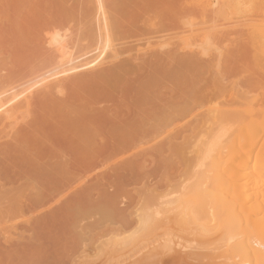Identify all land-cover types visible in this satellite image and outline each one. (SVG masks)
Returning a JSON list of instances; mask_svg holds the SVG:
<instances>
[{
  "label": "bare ground",
  "instance_id": "obj_1",
  "mask_svg": "<svg viewBox=\"0 0 264 264\" xmlns=\"http://www.w3.org/2000/svg\"><path fill=\"white\" fill-rule=\"evenodd\" d=\"M78 1L0 0L8 33L72 32L0 95V264H264V0Z\"/></svg>",
  "mask_w": 264,
  "mask_h": 264
},
{
  "label": "rangeland",
  "instance_id": "obj_2",
  "mask_svg": "<svg viewBox=\"0 0 264 264\" xmlns=\"http://www.w3.org/2000/svg\"><path fill=\"white\" fill-rule=\"evenodd\" d=\"M45 1V0H44ZM46 1H48V0H46ZM74 1V2H73ZM71 0V2L67 5V7H70V8H77L78 9V6L79 5H76L77 3L79 4V1L78 0ZM76 1V2H75ZM190 1H191V3H190ZM199 1V2H198ZM203 1H205V0H197V3H200V2H203ZM43 2V1H42ZM57 2H58V0H57ZM72 2L74 3V4H72ZM186 2V3H185ZM185 3V5H183L182 7H181V5L182 4H184ZM72 4V5H71ZM196 5V1L195 0H120V12L122 13V16H123V20H125V21H127L128 20V18L130 19V18H132V16H133V19H130V20H132V21H135L134 20V18L136 17V15H139V17L141 18H139L138 16V18L136 17V21H138V22H140L141 24L144 22V21H146L147 19H149V18H152V16H153V18H160L161 20H163V19H166L167 17H169V15L172 13V11H174L173 9H175V11H176V9H179L180 7H181V11H180V9L179 10H177V11H180V12H184L183 10H185L186 12H192V10H194L195 9V5ZM70 5V6H69ZM190 5H192V7L190 6ZM185 6H187V7H185ZM65 7V6H64ZM183 7H185V9L183 8ZM58 11L62 8V7H60V4H58ZM56 7L54 8H52L51 10H55V9H57ZM189 8V9H188ZM49 11V12H51V14L52 13H55V12H53V11ZM188 10V11H187ZM191 10V11H190ZM56 11V10H55ZM57 11V12H58ZM143 11H145V12H143ZM171 11V12H170ZM49 12H46V13H49ZM141 12H142V15H140L141 14ZM45 13V12H44ZM138 13V14H137ZM144 13V14H143ZM149 13H152V14H150V16H146L147 14L149 15ZM136 14V15H135ZM132 15V16H131ZM157 15V16H156ZM143 16V17H142ZM144 18V19H143ZM121 19H122V17H121ZM127 19V20H126ZM139 19V20H138ZM130 20H128V22H130ZM141 20V21H140ZM26 25V24H25ZM43 26H49V27H43ZM25 27V26H24ZM26 27H27V25H26ZM25 27V28H26ZM67 27V26H66ZM66 27H64V28H66ZM25 28H20V29H22V31L19 29V32H17L16 33V35L12 32V33H8L9 31H10V29H12V27L11 28H8V27H3V26H1V28H0V40H1V42H0V85L2 86V87H0V89L1 88H3V86H4V88H3V92L0 90V95L1 94H3L4 92H5V89H6V87H7V89L6 90H8L9 89V87L8 86H10L13 82L16 84H20V81H21V83L23 82V80L25 79V77L27 78L28 77V74L26 75L25 73H29V68H30V71H32L31 70V67H33V70H34V66H36L37 64H39L38 65V67L40 66H44L45 67V63H41V61L43 60V58H42V60L41 61H39L38 60V62L39 63H37L36 64V62H35V60L33 59V57H34V55H36L34 58H37V56H39V55H41V54H43V51H40L37 47L35 48L34 47V45L36 46V45H38V46H40V47H49V46H51L50 44L52 43V41L53 40H55V38H60V37H62V36H70L71 35V33H70V30L69 29H67V28H71V27H67L66 28V30H64V28H63V25H61V26H59V27H54V26H50V25H48V23L46 22V23H44L43 25H42V27H37V28H34V29H32L31 27H30V29H27V28H29V27H27L26 29ZM2 29V30H1ZM5 29V30H4ZM4 30V31H3ZM13 30H15V29H13ZM62 30H64L63 32H62ZM17 31H18V28H17ZM2 32H4V33H2ZM67 32V34H65ZM69 32V33H68ZM20 34V37L18 36L19 34ZM25 33H26V36H25ZM61 33V34H60ZM5 34H6V36H5ZM22 34H23V36H25V38L24 37H22ZM28 34V35H27ZM57 34H59L60 36L58 37L57 36ZM63 34H65V35H63ZM70 34V35H69ZM62 35V36H61ZM12 36V37H11ZM23 39H22V38ZM12 38V39H11ZM18 38V39H17ZM20 38V39H19ZM22 39V40H21ZM30 39V40H29ZM25 40V41H24ZM22 41V42H21ZM28 41V42H27ZM30 41V42H29ZM21 42V43H20ZM18 43V44H17ZM30 43H32V44H30ZM23 46H22V45ZM29 47H30V49H29ZM33 47V48H32ZM34 49H35V51H34ZM28 50V51H27ZM33 50V51H32ZM45 57V56H44ZM1 59H2V61H1ZM33 60V62H35V65H34V63H32V60ZM31 62V63H30ZM1 64H3V65H1ZM30 64V65H29ZM33 64V65H32ZM47 65H48V63H46ZM46 65V70L43 68V70H42V68H38V71L36 70L37 69V67H36V71L38 72H35V70L31 73L32 74V78H27L28 80H31V79H33V81H34V79L36 80V79H39V78H41V72H42V74H43V76H46V74L45 73H47L48 71H50V73L53 71V68L54 67H50L51 68V70L50 69H47V67H49V65L47 66ZM29 66V68L27 69V67ZM26 70H28V71H26ZM26 71V72H25ZM36 74H35V73ZM33 73L37 76H35V78H33L34 76H33ZM49 73V72H48ZM47 73V75H49ZM31 74H29V77H31L30 75ZM38 74V75H37ZM40 75V76H39ZM24 79H23V78ZM23 80H22V79ZM19 79H21L20 81H19ZM3 80V81H2ZM10 81H12V83L10 82ZM16 81V82H15ZM25 81H27L26 79L24 80V82ZM3 82H5L4 84H6V82H7V86H5L4 84H2ZM10 82V83H9ZM30 82V81H29ZM32 83V82H31ZM9 84V85H8ZM14 84V85H15ZM15 86H17V85H15ZM10 87H12V85L10 86ZM26 105V104H25ZM24 105V106H25ZM34 107L35 106H32V107H30V108H32V109H34ZM16 109L17 110H20V107L19 106H17L16 107ZM23 110V109H22ZM19 113H21V110L19 111ZM20 116L21 115H19V118H20ZM18 117V116H17ZM22 182H24V181H21V183ZM125 202H127V201H125ZM122 206H124V205H122ZM124 207H127L126 205L124 206ZM123 207V208H124ZM130 211H131V209H130ZM7 212V213H6ZM9 215V213H8V210H6V207L5 206H3V207H1L0 206V222H4L5 220H7L8 219V216H6V215ZM12 215V214H11ZM13 216V215H12ZM95 239H97V237L96 238H94V240ZM90 243V244H89ZM89 243H87L88 245V247L90 248V249H92V248H94V246H96V245H94V241H92V242H89ZM56 244V243H55ZM53 245V247L51 246V248H52V250L53 251H57L58 253H59V251L58 250H60L61 252H63V250H64V248L62 247L63 245V243H61L59 246L60 247H62V248H58L59 246H57V245ZM50 246L49 247H47V248H50ZM57 246V247H56ZM55 247V248H54ZM45 250V248L42 250V251H44ZM51 250V249H50ZM45 253H46V251H44ZM43 252V253H44ZM44 253V254H45ZM67 253V251H65V252H63V255L64 254H66ZM48 254V253H47ZM62 254V253H61ZM63 255H61V256H63ZM99 256V257H98ZM103 258V256L102 255H99V254H97V256L95 257V254H92V258L90 257V259H89V261H92V262H89L88 261V263L87 264H103V259L101 258V257ZM65 257H67L68 258V256H67V254H66V256ZM64 257V260H63V262H65V260L67 259V258H65ZM75 257H77V256H75ZM94 257H95V260H93L94 259ZM58 258H63V257H58ZM57 258V259H58ZM56 259V263L57 264H60L61 262L60 261H62V260H60V261H58ZM69 259V258H68ZM66 260V262L68 261L69 263H66V264H72V261H73V259H72V261H70V260ZM92 259V260H91ZM98 259V260H97ZM151 259V260H150ZM157 259V260H156ZM149 258V257H145V258H143V259H137V261L135 262L134 261V263H132V264H158L159 262H160V260H162V261H164V260H166L164 263H166V264H171L170 262H173L172 264H177V262L179 261V260H177L176 261V259H174V258H169V257H157V258ZM170 259V260H169ZM76 260H77V258H76ZM102 260V263L100 262ZM54 261V260H53ZM51 262V263H54V262ZM78 261V260H77ZM139 261V262H138ZM152 261V262H151ZM176 261V262H175ZM58 262H60V263H58ZM62 262V263H63ZM76 262V261H75ZM75 262H73V264H75ZM142 262V263H141ZM147 262V263H146ZM61 263V264H62ZM85 263V264H86ZM78 264V263H77ZM128 264V263H127ZM130 264V263H129ZM178 264H180V262H178Z\"/></svg>",
  "mask_w": 264,
  "mask_h": 264
}]
</instances>
